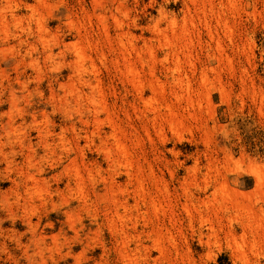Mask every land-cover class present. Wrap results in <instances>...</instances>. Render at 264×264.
I'll return each instance as SVG.
<instances>
[{"label": "rangeland", "instance_id": "1", "mask_svg": "<svg viewBox=\"0 0 264 264\" xmlns=\"http://www.w3.org/2000/svg\"><path fill=\"white\" fill-rule=\"evenodd\" d=\"M262 201L264 0H0V264H264Z\"/></svg>", "mask_w": 264, "mask_h": 264}, {"label": "bare ground", "instance_id": "2", "mask_svg": "<svg viewBox=\"0 0 264 264\" xmlns=\"http://www.w3.org/2000/svg\"><path fill=\"white\" fill-rule=\"evenodd\" d=\"M232 6V5H231ZM234 9V8H233ZM206 28H207V37L209 38V40H211V41H215V43H216V46H217V51H223L222 50V45H221V42L219 41V40H214L215 38H214V33H213V29H212V25L209 23V22H207L206 21ZM203 41V38H201V34L199 35V45L201 46L202 45V42ZM231 45L232 46H234V44H233V42H232V40H231ZM206 44H207V47L208 48H210L211 47V45H210V43L209 42H207L206 41ZM236 46V45H235ZM237 47V46H236ZM177 48V47H176ZM236 49V48H235ZM177 50H179V48L177 49ZM187 50V49H186ZM210 49H208L207 50V52L209 51ZM176 51V50H175ZM174 50H173V52H172V56L175 58V59H173V63L171 64V66L169 67L170 69H172V71L173 72H175V73H177V75H172V79H173V81L178 85V86H180V88L181 89H183V88H186L187 89V91H189L190 89H191V81L189 80V77L187 76V74H185L184 73V71H182L181 69V65H180V61H179V57H178V53H176V52H179V51H176L175 52ZM207 52H206V54H207ZM208 58H209V60L207 61V63H204V64H201L200 66H201V68H200V71L198 72V73H200V76H199V78L201 79L200 81L202 82V85L203 84H205L206 85V83H208L209 81H208V72H210V70H212L213 68H211L210 69V66H211V63H210V61H211V59H216V57L214 56V55H210V51L208 52ZM84 55H82V54H79V61L82 63V62H84V57H83ZM168 56V55H167ZM207 58V57H206ZM207 58V59H208ZM166 60L168 61V58H166ZM248 60V59H247ZM216 61H217V59H216ZM229 64H230V68L231 67H233L232 66V59L231 60H229ZM215 66V65H214ZM191 67H196V65L194 64V63H192L191 62ZM232 69V68H231ZM195 71L194 72H196L197 71V67L194 69ZM199 70V69H198ZM215 70V69H214ZM193 72V73H194ZM195 74V73H194ZM210 77V76H209ZM82 79V78H81ZM84 80V79H83ZM83 80H82V83H83ZM199 81V82H200ZM209 84V83H208ZM206 87V86H205ZM94 92H96V91H94ZM222 93H223V91H222ZM221 93V94H222ZM97 96L94 94V93H91V95L89 96V101H90V103H94L96 100H97V98H96ZM79 98L81 99L82 97L81 96H79ZM97 104V103H96ZM263 179H261L260 177H258L257 178V184L258 185H261L262 183H263V181H262ZM261 201V200H260ZM263 203H264V201H262ZM261 205V204H260Z\"/></svg>", "mask_w": 264, "mask_h": 264}]
</instances>
